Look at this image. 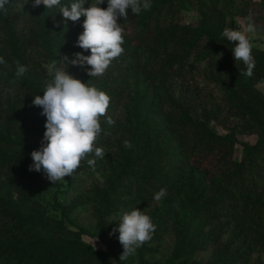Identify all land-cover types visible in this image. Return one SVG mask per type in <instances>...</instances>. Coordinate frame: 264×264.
<instances>
[{"label": "rangeland", "instance_id": "1", "mask_svg": "<svg viewBox=\"0 0 264 264\" xmlns=\"http://www.w3.org/2000/svg\"><path fill=\"white\" fill-rule=\"evenodd\" d=\"M13 1L7 20L12 31L0 29V264H119L76 246L79 240L94 248L95 241L94 249L121 255L119 232L113 233L121 208L141 210L156 225L151 240L123 264H264V184L244 194L233 183L244 145L256 141L264 124V0H173L157 35L180 51L184 65L167 81L155 64L132 63L140 49L134 33L148 10L118 21L123 54L103 76L90 77L89 65L70 63L77 52L90 55L76 44L84 17L64 21L57 8L33 7L32 0L21 8L24 0ZM150 2L153 7L158 0ZM249 15L255 32L247 35L262 52L254 57L253 75L240 74L245 65H209L203 32L240 30ZM170 50L163 64L170 62ZM214 53L220 57L223 49ZM17 62L28 71L13 83ZM54 62L110 96L107 117L113 123L100 119L95 146L104 149V158L94 168L85 159L72 176L52 184L29 166L46 121L32 100L43 95ZM213 134L226 136L225 149L202 151L199 146ZM162 187L167 196L154 200ZM13 204L26 222L16 217ZM80 229L86 233L77 237Z\"/></svg>", "mask_w": 264, "mask_h": 264}, {"label": "clouds", "instance_id": "2", "mask_svg": "<svg viewBox=\"0 0 264 264\" xmlns=\"http://www.w3.org/2000/svg\"><path fill=\"white\" fill-rule=\"evenodd\" d=\"M26 2L24 0L19 6L23 8ZM103 2L104 0H95L85 7L86 0H75L70 5H63L61 0H32L33 7L42 4L47 9L57 8L64 21L76 22L81 17L85 18L83 31L76 44L81 49L90 50V55L77 52L70 63L89 65L90 77L103 76L112 62L123 54L124 29L118 22L120 18L127 19L129 9L136 15L151 7L150 0H107L106 8L100 7ZM10 4L11 0H0V11L6 14ZM252 32H255V26L251 15L244 18L240 30L225 28L222 32L223 38L234 45V60L245 65L246 70L240 74L249 78L255 68L253 44L247 35ZM64 60L67 61L68 58L65 56ZM4 64V58L0 57V65ZM60 65L66 64L59 62L58 65L54 62L49 66L52 79L46 83L43 95H35L32 100L33 105L41 108V115L46 117V121L41 147L31 152L33 163L29 166V171L42 170L52 184L64 180L66 176H72L83 160L87 159L88 165L94 168L96 159L104 158V149L95 145L103 131L100 119L107 117L111 100L105 91L73 78ZM27 71L26 66L17 62L15 80L12 82L21 79ZM107 123H113L111 117H107ZM123 144L125 148L132 147L129 140H125ZM93 154L94 158H88ZM166 196L167 189L162 187L154 193L153 199L160 201ZM155 229L156 225L150 215L135 208L131 211L121 208L120 222L113 229V233L119 232L118 240L123 247L119 259L126 260L134 255L138 248L151 240ZM93 247L95 248V241Z\"/></svg>", "mask_w": 264, "mask_h": 264}, {"label": "trees", "instance_id": "3", "mask_svg": "<svg viewBox=\"0 0 264 264\" xmlns=\"http://www.w3.org/2000/svg\"><path fill=\"white\" fill-rule=\"evenodd\" d=\"M199 2L203 4V0ZM15 5L16 3L11 0V4L7 6V13L5 14L4 12L0 11V29L5 30L7 33L12 31V26L8 25L7 20L11 16ZM154 5L155 6L151 7L146 13L143 14L139 22V28L134 33V40L136 44L140 45V49L138 50L137 55L134 56L132 63H140L143 66L155 64L158 68V71L162 74L163 80L167 81L166 75L168 76L170 72L175 73L176 71L180 70L184 65V58L180 56V51L177 50L174 45L167 42V39L164 37H158L157 35L159 22L161 21L160 19H162V21H165L166 19V14H162L163 10L173 7V0H158V2H156ZM154 8L156 9L154 10ZM133 14L134 13H132L129 9L128 16H132ZM203 33L205 41L208 45L206 48L205 58L209 65H219L221 67H226L231 64H236L238 66L244 65L241 61L234 60L232 53V47L234 45L224 39L222 34L215 35L207 30ZM11 38L12 37H10V39ZM217 49H223V54L219 58L214 53V51ZM168 50L171 52L170 54H167L166 57L170 60V62L168 64H163L162 60L160 59L163 54L168 53ZM252 54L253 57H255L257 54H262V52L253 47ZM174 62H177V66L175 68H171ZM225 138L226 136L214 134L208 135V137L204 140V145H200L198 142L193 143V145H200L199 147L203 149L202 151H206L207 153L211 151V147H217L218 151H222V149H225L226 147ZM195 149L196 148H194V150ZM244 150L245 157L237 166L236 172L238 177L233 183L235 189L241 193L249 194L250 192L257 189V186H262L264 184V181L261 178V176H264V124L259 130H257L256 141L253 144H245ZM139 161L140 160L138 159L137 162ZM257 166H261V168L259 167L260 175L255 174L257 172L255 167ZM12 207L16 217L20 221L26 222L17 205L13 204ZM85 233L86 232L82 229L74 232L77 237H80ZM76 250L96 259H104L106 257L112 256L119 264L124 263L123 260L119 259V254L115 252L94 249L89 244L80 242L79 240H77Z\"/></svg>", "mask_w": 264, "mask_h": 264}]
</instances>
